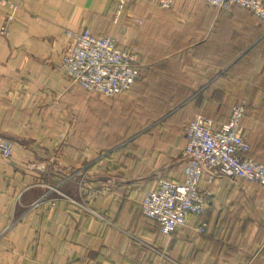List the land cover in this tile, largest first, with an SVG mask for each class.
<instances>
[{
  "label": "crops",
  "instance_id": "1",
  "mask_svg": "<svg viewBox=\"0 0 264 264\" xmlns=\"http://www.w3.org/2000/svg\"><path fill=\"white\" fill-rule=\"evenodd\" d=\"M10 1V24L0 5V134L13 141L12 156L0 154V264H264L256 184L203 180L208 210L170 236L141 209L159 180L184 181L197 116L219 128L246 101L245 155L264 161L261 18L202 0L172 11L132 0L120 15L118 0ZM85 30L139 49L130 91L107 98L73 85L66 32Z\"/></svg>",
  "mask_w": 264,
  "mask_h": 264
},
{
  "label": "built area",
  "instance_id": "2",
  "mask_svg": "<svg viewBox=\"0 0 264 264\" xmlns=\"http://www.w3.org/2000/svg\"><path fill=\"white\" fill-rule=\"evenodd\" d=\"M131 1L118 0L119 15ZM202 1L221 11L238 5L264 19L262 0ZM155 3L162 10H172L178 0H156ZM0 5L10 8V24L16 6L10 0H0ZM137 23L141 24V21ZM7 30L8 26L3 32ZM66 36L74 45L65 55L62 68L82 88L107 98H116L130 91L139 80L140 70L144 67L139 49L120 48L112 36L97 37L89 30L67 31ZM246 109V101L232 106L228 121L219 128L212 119L202 116L190 121L185 131L187 145L182 153L184 181L159 180L158 189L149 192L141 203L143 215L159 224L161 235L170 236L186 228L191 218L200 219L208 210L209 203L201 188L203 180L215 183L221 179L232 182L243 179L264 190V162L245 155L250 152L251 146L240 134V123ZM12 151V139L0 134V154L10 158ZM43 202L45 200L35 206ZM205 230L206 225L200 222L196 231L203 233Z\"/></svg>",
  "mask_w": 264,
  "mask_h": 264
},
{
  "label": "trees",
  "instance_id": "3",
  "mask_svg": "<svg viewBox=\"0 0 264 264\" xmlns=\"http://www.w3.org/2000/svg\"><path fill=\"white\" fill-rule=\"evenodd\" d=\"M234 7H240V6H238V5H235V6H232L231 8H234ZM242 8V7H241ZM221 11V10H220ZM261 21H262V23L264 24V19H261ZM264 42V39L263 40H261L259 43L261 44V43H263ZM140 58V60H141V57H139ZM141 62L143 63V61L141 60ZM141 70H140V78H141ZM140 78H139V80H140ZM138 80V81H139ZM137 83V82H136ZM136 85V84H135ZM205 118H207V117H205ZM211 119V118H210ZM229 119V118H228ZM193 120V119H192ZM213 120V119H212ZM214 121V120H213ZM228 121V120H227ZM215 122V126L217 127L218 126V124H217V122L216 121H214ZM226 123V122H225ZM225 123H223V124H225ZM222 124H220V126H221ZM259 162V161H258ZM264 162V161H263Z\"/></svg>",
  "mask_w": 264,
  "mask_h": 264
},
{
  "label": "rangeland",
  "instance_id": "4",
  "mask_svg": "<svg viewBox=\"0 0 264 264\" xmlns=\"http://www.w3.org/2000/svg\"><path fill=\"white\" fill-rule=\"evenodd\" d=\"M155 1H156V0H155ZM156 6H157V5H156ZM118 8H119V7H118ZM158 8H159V7H158ZM175 8H176V7H175ZM175 8H173L172 10H174ZM161 10H162V9H161ZM172 10H171V11H172ZM263 27H264V24H263ZM82 32H83V31H82ZM70 42H72V41H70ZM73 45H74V44H73V42H72V45H71L70 51H71V49L73 48ZM67 54H68V53H67ZM64 57H65V56H64ZM63 59H64V58H63ZM63 59H62V61H63ZM63 70H64V69H63ZM65 73L67 74V76H69L68 73H67L66 71H65ZM72 82L74 83L73 85H78V84H76L75 81H72ZM78 86H79V85H78ZM80 87H81V86H80ZM86 90H87V89H86ZM12 142H13V141H12ZM146 195H147V194H146ZM146 195H145V196H146ZM62 196L65 197L64 195H62ZM144 198H145V197H144Z\"/></svg>",
  "mask_w": 264,
  "mask_h": 264
},
{
  "label": "bare ground",
  "instance_id": "5",
  "mask_svg": "<svg viewBox=\"0 0 264 264\" xmlns=\"http://www.w3.org/2000/svg\"><path fill=\"white\" fill-rule=\"evenodd\" d=\"M210 5V4H209ZM211 6V5H210ZM215 8V7H214Z\"/></svg>",
  "mask_w": 264,
  "mask_h": 264
}]
</instances>
